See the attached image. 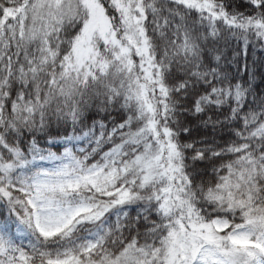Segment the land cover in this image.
Here are the masks:
<instances>
[{
    "label": "snow or ice",
    "instance_id": "obj_1",
    "mask_svg": "<svg viewBox=\"0 0 264 264\" xmlns=\"http://www.w3.org/2000/svg\"><path fill=\"white\" fill-rule=\"evenodd\" d=\"M229 40L264 48V0H0V264H264V92Z\"/></svg>",
    "mask_w": 264,
    "mask_h": 264
},
{
    "label": "trees",
    "instance_id": "obj_2",
    "mask_svg": "<svg viewBox=\"0 0 264 264\" xmlns=\"http://www.w3.org/2000/svg\"><path fill=\"white\" fill-rule=\"evenodd\" d=\"M242 3V0H238ZM241 11H244L241 8ZM223 59L221 61L222 67L230 77H235L240 81L251 80L257 91L264 92V48L259 44H249L247 50L243 41L229 40L227 46L222 48ZM125 118V113L120 109L110 110V112H99L93 110L89 116L88 123L92 120H104L105 123L111 127L113 121L119 123ZM193 135L196 137L204 135L202 128L198 130V122L193 121ZM68 131H71L69 128ZM65 130L59 125H53L46 133H37V138L42 146L48 147L46 141L47 136L64 135ZM219 135L227 138L225 132L219 133ZM53 151L62 152L63 145H59L52 149ZM45 167L50 166L47 162L44 163ZM134 212H130V215H134Z\"/></svg>",
    "mask_w": 264,
    "mask_h": 264
}]
</instances>
